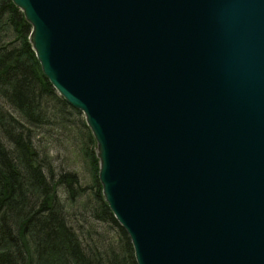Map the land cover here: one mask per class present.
<instances>
[{"label":"water","instance_id":"1","mask_svg":"<svg viewBox=\"0 0 264 264\" xmlns=\"http://www.w3.org/2000/svg\"><path fill=\"white\" fill-rule=\"evenodd\" d=\"M12 1L137 263L264 264V0Z\"/></svg>","mask_w":264,"mask_h":264},{"label":"trees","instance_id":"2","mask_svg":"<svg viewBox=\"0 0 264 264\" xmlns=\"http://www.w3.org/2000/svg\"><path fill=\"white\" fill-rule=\"evenodd\" d=\"M31 32L14 2L0 0V264H138L105 200L94 134L44 74ZM65 132L92 168L85 202L78 176L50 150Z\"/></svg>","mask_w":264,"mask_h":264},{"label":"rangeland","instance_id":"3","mask_svg":"<svg viewBox=\"0 0 264 264\" xmlns=\"http://www.w3.org/2000/svg\"><path fill=\"white\" fill-rule=\"evenodd\" d=\"M73 136L76 135L72 134L69 136V133L65 132L64 135L60 136L61 138L54 143V145L50 146V150L52 155L58 158L56 161L58 169H67V171L75 173L78 176L80 185L87 191L84 198L81 199L82 202H85L88 197H90L91 189L94 187V177L84 149L80 148L77 143H75ZM97 157L99 158V156ZM75 210L79 209L75 208Z\"/></svg>","mask_w":264,"mask_h":264}]
</instances>
